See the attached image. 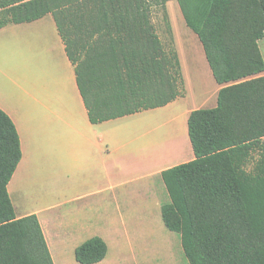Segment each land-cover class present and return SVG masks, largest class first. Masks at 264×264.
<instances>
[{
    "label": "trees",
    "instance_id": "obj_1",
    "mask_svg": "<svg viewBox=\"0 0 264 264\" xmlns=\"http://www.w3.org/2000/svg\"><path fill=\"white\" fill-rule=\"evenodd\" d=\"M169 1L0 0V28L50 14L97 124L184 95L173 41L164 44L152 20ZM175 1L223 86L214 107L188 114L194 157L161 172L169 198L162 222L179 234L188 264H264V0ZM161 151L171 154L163 162L175 159ZM20 159L17 130L0 109V264H53L37 216L17 217L7 191ZM107 249L93 236L74 258L95 264Z\"/></svg>",
    "mask_w": 264,
    "mask_h": 264
},
{
    "label": "crops",
    "instance_id": "obj_2",
    "mask_svg": "<svg viewBox=\"0 0 264 264\" xmlns=\"http://www.w3.org/2000/svg\"><path fill=\"white\" fill-rule=\"evenodd\" d=\"M25 24L29 25L27 28L43 29V38L37 41L31 57L23 52L22 83H16L10 73L0 67V109L13 121L21 150V159L7 185L11 202L14 203L11 185L16 178L38 172L42 175L53 172L72 184L86 165L91 168L93 186L96 187L79 193L72 186L57 205L25 214L37 216L53 264H63L65 257H74V249L85 240L99 236L107 242L106 235L96 222L89 226L80 225L76 219L77 211L69 209L74 203L89 200L90 208H95L96 216L105 219L107 225L111 226V218H114L118 224L126 227L127 222L134 224L127 218L149 217L152 209L161 210L162 204L169 202L164 183L160 182L161 172L194 157L187 133L188 114L194 109L214 107L217 92L223 85L215 82L209 66L206 67L210 71L208 77L213 84V95L207 93L210 97L206 102L187 107L183 105L186 97L184 88L183 96L162 106L168 109L169 116L161 128H153L152 124L143 125L149 113L161 107L92 124L76 83L74 65L66 55L50 14L32 22L7 24L0 28V58L9 57L13 51L8 48L10 32L14 34L16 29L26 27ZM186 28V37L202 48L197 36ZM22 37L23 43H29V37ZM174 40L176 43V38ZM258 47L264 61V36L258 40ZM204 59L206 61L205 56ZM206 104L209 106L205 107ZM124 126L129 130L126 131ZM158 130L163 132L160 138L157 136ZM127 134L134 139L127 137ZM137 137L139 140L144 138L145 142L134 145ZM176 137H182L184 147L176 145ZM169 148L173 155L175 152L180 155L170 162L152 159V154L158 158L159 151ZM164 193L167 195L165 198ZM51 210L62 211L56 212L52 220L46 219L44 214L40 215ZM137 224L141 226L135 222ZM104 259L98 263H105L108 257Z\"/></svg>",
    "mask_w": 264,
    "mask_h": 264
},
{
    "label": "rangeland",
    "instance_id": "obj_3",
    "mask_svg": "<svg viewBox=\"0 0 264 264\" xmlns=\"http://www.w3.org/2000/svg\"><path fill=\"white\" fill-rule=\"evenodd\" d=\"M152 20L162 42L167 44L172 40L175 50L177 49L186 92L183 105L192 107L198 105L200 102H206L210 97L209 95L207 96V93L213 95V84L208 77L210 71L209 69L206 70L208 63L204 59L205 55L202 48H198V45L193 40L186 37L185 30L187 28L183 23L177 2L175 0L170 1L166 5V12L162 8H155ZM28 26L16 29L14 34L10 32L8 36V48L13 51L9 57L0 58V67L6 69L10 73V76L17 81L16 83L20 84L22 83L21 67L23 52H25V55L31 57L37 47V41L43 38V29L27 28ZM24 28L26 30L22 32L21 30ZM23 35L25 38L29 37V43H23ZM174 38H176V43L174 42ZM15 91L18 92L16 88ZM207 106L209 104H206L205 107ZM167 112L168 109L163 107L154 110L153 113H149L150 115L143 125L148 126L152 124L151 127L153 128H161L163 124L167 123L169 116ZM124 128L126 131L129 130L127 126H124ZM157 133L159 138L163 134L159 130ZM130 136L131 134H127V137ZM131 137L134 139L133 136ZM180 138L182 139V137ZM144 142V138L139 140L137 137L135 138L134 145L143 144ZM162 144H159V147ZM184 146L185 143L182 141V147ZM158 155V158L154 154L151 157L158 161H164L171 156V154L164 155L162 151H159ZM179 155V152H175L173 156L177 158ZM152 165L155 166V163ZM249 167L250 164L247 168ZM100 170L102 171V169ZM90 171L91 168L85 165L77 178L73 179L72 184L56 176L53 172H49L46 175L38 172L31 176L22 175L20 178H16L15 182L11 185V189H13V198H11L14 202L16 215L21 216L31 211L43 210L46 207L57 205L69 193L67 190L72 186L74 189H78L79 193H86L96 188L93 186L94 182ZM160 182L163 184L161 178ZM161 191L162 188H160ZM165 196L167 195L164 193V198ZM90 203L89 200H83L76 205L74 203L71 206L72 208H67L77 211L76 219L80 222V225L89 226V224L96 222L98 228L103 230L107 238L106 243L109 250L106 255V259L108 257V260L103 264H188L181 248L179 234L166 229L162 222L159 208L152 209L151 216L149 217L143 215V217L127 218V221L134 224H128L127 222L126 227H122L114 218H111L113 224L111 226L107 225L105 219L96 216V209L90 208ZM97 210L101 212L100 208H97ZM58 211L51 210L43 212L40 215L44 214L46 219L52 220L54 214ZM135 222L140 223L141 226L135 225ZM97 226L95 225V227ZM63 264L78 263L75 262L73 256L70 258L69 255V257L64 258Z\"/></svg>",
    "mask_w": 264,
    "mask_h": 264
}]
</instances>
